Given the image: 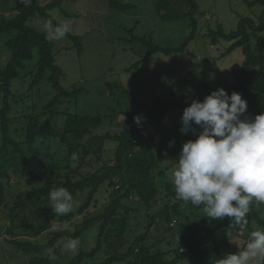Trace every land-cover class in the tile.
<instances>
[{
    "label": "trees",
    "instance_id": "16d2710c",
    "mask_svg": "<svg viewBox=\"0 0 264 264\" xmlns=\"http://www.w3.org/2000/svg\"><path fill=\"white\" fill-rule=\"evenodd\" d=\"M106 1L115 11L132 7L118 0ZM58 2L41 4L32 0L30 7H24L20 0H0L3 13L0 51L4 49L7 53L0 67V239L4 234L11 237L8 242L28 257L24 264H58L64 257L62 242L66 238L81 240L93 228L95 246L88 252L80 248L65 264H82L97 256L102 259L96 264H217L229 252L228 219L212 221L206 218L202 207L190 203L183 206L184 202L175 198L174 185L165 179L166 168L161 165L169 142L185 143L192 133L163 137L157 144L153 136L145 139L142 134L146 127L159 129L171 109L183 111L188 105L160 98L141 103L125 91L136 109L124 113L127 122L118 132L96 133L105 118L102 115L67 113L58 129L52 126L53 107L59 96H75L79 90L67 92L61 88L62 72L55 64L54 45L46 39L44 31L30 22L44 18L55 25L49 12ZM151 3L160 22L173 24L186 20L190 32L176 48L153 44L151 36L148 40L131 36L145 48L140 53L141 61L157 53L166 56L183 53L195 39L196 1L151 0ZM247 4L260 8L255 19L239 18L236 29L224 32L217 26L206 35L212 45L219 39L230 43L223 56L241 49V66L231 70L233 83L223 89L229 95L233 91L240 93L254 118L264 113V0ZM68 36L80 54L79 37ZM27 74L31 75L29 90L45 80L57 94L40 110L28 109L29 112L12 117L13 105L18 102L11 90L12 81ZM137 115L145 118L139 126L134 122ZM51 139L57 141L61 161L50 159ZM106 142L114 143V148L106 147ZM40 158H48L42 167L38 165ZM38 176L42 180L36 183ZM60 187L71 192L77 202L74 210L63 216L53 214L49 199V193ZM105 187L108 198L98 204L96 195ZM90 205L95 212L89 211ZM257 207L254 204L249 213L245 241L252 231L264 229L261 215L264 211H258ZM28 210L38 213V222L20 223ZM200 210L202 213H198ZM76 217H81L79 222H73ZM17 222L20 224L16 225ZM53 227L57 229L52 230ZM16 229H21L28 239H17ZM168 232V237L162 236ZM45 234L50 236L45 244L30 240ZM48 248L54 249L55 259L46 254Z\"/></svg>",
    "mask_w": 264,
    "mask_h": 264
},
{
    "label": "rangeland",
    "instance_id": "374dc122",
    "mask_svg": "<svg viewBox=\"0 0 264 264\" xmlns=\"http://www.w3.org/2000/svg\"><path fill=\"white\" fill-rule=\"evenodd\" d=\"M51 0H39L47 4ZM132 5L125 11L111 10L106 0H59L49 14L56 24L62 20L72 21V32L68 35L79 37L81 53L78 54L75 42L67 35L61 41H51L55 54V64L62 75L59 83L67 92L79 90L78 95H61L55 102L52 126L58 129L65 118L64 114H77L92 117L104 116L101 126L96 133H115L127 122L124 113L135 110L126 92L132 94L141 103H150L160 98L163 101L177 100L190 106L192 100L202 101L211 92L229 86L233 83L232 69L241 66L243 55L241 49H235L223 56L229 42L219 39L216 44L209 43L207 33L219 26L224 32L236 29L239 18L255 19L260 12L257 6L251 7L247 3L253 0H195L197 12L195 39L189 43L181 54L166 56L154 54L141 61L140 53L145 51L141 42L132 37L151 36L153 44L163 48H176L188 36L190 29L186 20L173 24L160 22L153 12L151 0H118ZM0 15L3 13L0 11ZM6 15V14H4ZM46 20L36 19L30 24L43 31ZM7 53L0 51V67L6 61ZM31 75L18 77L12 81L11 90L15 94L17 105H13L12 117H18L29 110H40L56 94L57 91L45 80L29 90ZM126 91V92H125ZM29 109V110H28ZM183 111L171 109L162 126L155 130L145 128L142 131L145 139L154 137L157 144L163 137H176L180 133V119ZM250 116L251 110L247 111ZM12 129V128H11ZM18 134H14L17 136ZM191 140L196 137L191 135ZM50 159L61 161L56 139L49 142ZM182 144L168 145L163 153L161 165L166 168L165 179L173 184L172 177L182 150ZM114 143L106 142L105 146L114 148ZM44 154L47 153L43 151ZM110 155V154H109ZM38 164L42 167L48 158H40ZM39 162V161H38ZM37 182L42 180L38 176ZM24 188V185L22 186ZM102 188L96 195L98 204L108 198L109 191ZM174 201V199H173ZM186 206V203L182 204ZM90 212L96 209L90 205ZM264 211V204L257 207ZM202 213V211H198ZM264 216V213L261 214ZM76 217L73 222H79ZM39 221V215L34 210H28L20 223L29 224ZM19 222L16 225L20 224ZM133 223V222H132ZM53 227L52 230H56ZM237 231V232H236ZM229 228V253H236L245 246V233ZM170 233L162 236L168 237ZM21 229H16V238L26 240ZM50 236L45 234L37 239L39 244H45ZM158 239L159 236L155 235ZM11 237L4 234L0 239V264H24L28 257L15 250L9 243ZM95 228L86 233L80 240V248L90 251L95 246ZM59 245V244H57ZM57 247V246H56ZM79 248V249H80ZM70 252H63V258L58 264H65L72 256ZM102 259L97 256L88 264H96ZM184 264V263H180ZM253 264H260L259 261Z\"/></svg>",
    "mask_w": 264,
    "mask_h": 264
},
{
    "label": "clouds",
    "instance_id": "9594fccd",
    "mask_svg": "<svg viewBox=\"0 0 264 264\" xmlns=\"http://www.w3.org/2000/svg\"><path fill=\"white\" fill-rule=\"evenodd\" d=\"M30 7L32 0H20ZM72 21L53 24L51 19L43 24L46 39L61 41L72 32ZM247 101L240 93L230 95L217 89L202 101L192 100L183 110L179 129L182 135L192 133L195 140L182 144L175 161L172 182L175 198L201 208L212 221L228 219L230 228L243 232L249 225V213L255 204H264V113L254 118L247 114ZM145 118L134 117L139 126ZM174 141L169 142L171 147ZM54 215L71 213L77 202L66 188L49 193ZM237 232V231H236ZM80 240L66 238L61 251L75 255ZM46 254L55 259L54 249ZM264 264V229L250 233L243 249L229 253L217 264Z\"/></svg>",
    "mask_w": 264,
    "mask_h": 264
}]
</instances>
